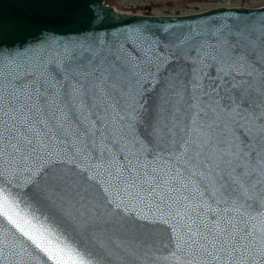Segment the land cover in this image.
<instances>
[{
    "label": "snow or ice",
    "instance_id": "obj_1",
    "mask_svg": "<svg viewBox=\"0 0 264 264\" xmlns=\"http://www.w3.org/2000/svg\"><path fill=\"white\" fill-rule=\"evenodd\" d=\"M0 264H264V7L0 0Z\"/></svg>",
    "mask_w": 264,
    "mask_h": 264
},
{
    "label": "rangeland",
    "instance_id": "obj_2",
    "mask_svg": "<svg viewBox=\"0 0 264 264\" xmlns=\"http://www.w3.org/2000/svg\"><path fill=\"white\" fill-rule=\"evenodd\" d=\"M114 10L150 16H183L196 14L213 8H259L264 0H114Z\"/></svg>",
    "mask_w": 264,
    "mask_h": 264
},
{
    "label": "water",
    "instance_id": "obj_3",
    "mask_svg": "<svg viewBox=\"0 0 264 264\" xmlns=\"http://www.w3.org/2000/svg\"><path fill=\"white\" fill-rule=\"evenodd\" d=\"M114 0H98L100 7L103 8L105 11L108 12V14L110 16L113 17H117L120 20L123 21H129L132 23H135L137 21L140 20H148L150 23L151 22H159L162 21L164 23H176V22H183L185 24L192 22V19L197 17V16H201L203 14L209 13L213 10H217V9H243V10H255V9H260L262 7L259 8H244V7H232V8H225V7H219V8H213L207 11H203L200 13H196V14H190V15H183V16H147V15H138V14H128V13H121L118 12L116 10L113 9V7L110 5L111 2H113Z\"/></svg>",
    "mask_w": 264,
    "mask_h": 264
}]
</instances>
